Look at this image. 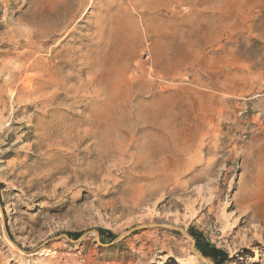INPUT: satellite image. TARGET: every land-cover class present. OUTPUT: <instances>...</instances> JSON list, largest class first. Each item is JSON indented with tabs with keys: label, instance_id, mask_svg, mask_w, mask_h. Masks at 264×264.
I'll use <instances>...</instances> for the list:
<instances>
[{
	"label": "rangeland",
	"instance_id": "obj_1",
	"mask_svg": "<svg viewBox=\"0 0 264 264\" xmlns=\"http://www.w3.org/2000/svg\"><path fill=\"white\" fill-rule=\"evenodd\" d=\"M0 184V264H264V0H0Z\"/></svg>",
	"mask_w": 264,
	"mask_h": 264
},
{
	"label": "trees",
	"instance_id": "obj_2",
	"mask_svg": "<svg viewBox=\"0 0 264 264\" xmlns=\"http://www.w3.org/2000/svg\"><path fill=\"white\" fill-rule=\"evenodd\" d=\"M1 188V184H0ZM101 242L105 244L106 238L108 237V240L110 243H112L115 240V235L108 231V230H99ZM190 235L194 238L196 242V249L197 251L204 257L212 260L214 264H225V262L228 260V256L222 252L221 250L217 249L215 246L205 242L201 239V237L198 234H193L190 232Z\"/></svg>",
	"mask_w": 264,
	"mask_h": 264
},
{
	"label": "water",
	"instance_id": "obj_3",
	"mask_svg": "<svg viewBox=\"0 0 264 264\" xmlns=\"http://www.w3.org/2000/svg\"><path fill=\"white\" fill-rule=\"evenodd\" d=\"M0 210L1 212L3 213V209L0 205ZM4 220V219H3ZM5 222V221H4ZM147 228H166V229H172V230H178L179 232H181L182 236L184 237V239L188 240L191 242V249H192V252L201 260L205 261V262H208L209 264H214L212 262V260L202 256L201 254L197 253L195 251V247H196V243L195 241H193L189 236L188 234L185 232V230L181 227H177V226H174V225H168V226H165V225H161V224H158V223H154V224H147V225H142V226H139V227H135L133 229H130L128 230L127 232H125L124 234H122L119 239H123L131 234H134L138 231H141V230H144V229H147ZM94 233L96 234V237H97V243L99 245H102V246H105L104 244L100 243L99 242V238H100V233L98 231H94ZM87 235V234H85ZM113 244V243H112Z\"/></svg>",
	"mask_w": 264,
	"mask_h": 264
},
{
	"label": "bare ground",
	"instance_id": "obj_4",
	"mask_svg": "<svg viewBox=\"0 0 264 264\" xmlns=\"http://www.w3.org/2000/svg\"><path fill=\"white\" fill-rule=\"evenodd\" d=\"M60 11V10H59ZM63 12V11H62ZM46 14V13H45ZM31 111V110H30ZM16 116V115H15Z\"/></svg>",
	"mask_w": 264,
	"mask_h": 264
}]
</instances>
